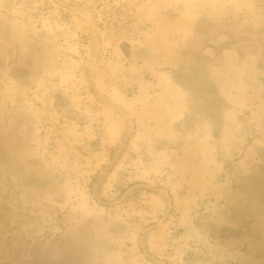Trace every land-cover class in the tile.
<instances>
[{
    "label": "rangeland",
    "instance_id": "rangeland-1",
    "mask_svg": "<svg viewBox=\"0 0 264 264\" xmlns=\"http://www.w3.org/2000/svg\"><path fill=\"white\" fill-rule=\"evenodd\" d=\"M0 264H264V0H0Z\"/></svg>",
    "mask_w": 264,
    "mask_h": 264
},
{
    "label": "crops",
    "instance_id": "crops-1",
    "mask_svg": "<svg viewBox=\"0 0 264 264\" xmlns=\"http://www.w3.org/2000/svg\"><path fill=\"white\" fill-rule=\"evenodd\" d=\"M199 42H200V45H198L197 47H200L202 46V41L199 39Z\"/></svg>",
    "mask_w": 264,
    "mask_h": 264
}]
</instances>
